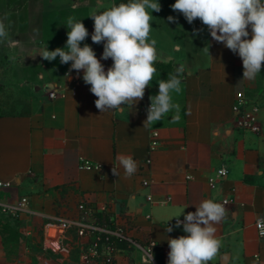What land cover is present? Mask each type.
I'll list each match as a JSON object with an SVG mask.
<instances>
[{
  "label": "crops",
  "instance_id": "1",
  "mask_svg": "<svg viewBox=\"0 0 264 264\" xmlns=\"http://www.w3.org/2000/svg\"><path fill=\"white\" fill-rule=\"evenodd\" d=\"M127 2L102 0L98 8L97 0H65L66 21L73 16L88 30L81 47L87 43L100 59L103 43L92 42L94 21L88 16ZM158 2L161 11L152 12L150 33L157 41L156 73L132 109L101 113L91 86L82 79L83 70H71V62L58 73L42 70L50 65L38 57L20 63L18 50L4 47L5 89L20 102L13 105L5 92L4 104L0 100V182L13 183L0 189V264H82L89 239L79 238L75 228L67 232L60 253L41 246L46 225L59 219L77 221L81 202L113 220L129 217L134 240L141 247L153 244V264H167L168 238L187 235L182 224L176 227L177 218L183 221L182 213L195 212L202 200L221 203L224 198L233 203L225 206L227 215L217 226L221 247L209 264H264V239L255 227L258 218L264 219V138L238 130L232 110L237 94L244 93L260 105L264 127V67L255 80L242 79L238 54L214 41L199 19L189 24L173 11L175 0ZM54 13H38L27 26L14 22L23 18L19 12L4 11V17L11 37L32 42L35 28L34 42H52L57 34ZM169 16L176 22H169ZM248 31L250 39V27ZM101 63L107 71L113 62L109 58ZM181 67L180 91L170 93L176 107L159 121L145 122L158 81L177 75ZM50 92L57 98L50 100ZM153 133L158 134V146L150 151ZM118 154L137 161L135 174H124ZM82 161L101 169H82ZM114 166L119 176L113 175ZM220 168L228 175L211 188L210 180ZM22 198L29 200L25 210L18 208ZM166 226L173 231L166 232ZM145 254L134 247L119 253L117 261L143 264Z\"/></svg>",
  "mask_w": 264,
  "mask_h": 264
},
{
  "label": "clouds",
  "instance_id": "2",
  "mask_svg": "<svg viewBox=\"0 0 264 264\" xmlns=\"http://www.w3.org/2000/svg\"><path fill=\"white\" fill-rule=\"evenodd\" d=\"M97 7H103L97 0ZM175 12L181 13L189 24L199 19L205 25L212 39L222 43L242 60L244 80H255L264 67V0H175L171 5ZM151 10V11H149ZM161 11L158 0H128L127 3L112 5L102 11H93L88 17L94 21L91 40L94 44L103 43V53L97 58L93 48L85 43L89 33L82 20L69 16L66 22L67 41L64 48L49 50L46 45L28 47L24 41L10 35L7 17L0 18V44L18 50L20 63L26 57L35 59L37 55L49 62L60 58L61 64L71 62V70L79 73L83 70V81L90 85L91 93L97 97L95 107L101 112L109 110L123 111L132 107L145 95L156 69L157 59L155 39H150L152 31V12ZM169 22L176 18L169 16ZM251 28L249 39L248 28ZM201 30L194 29V33ZM38 29L32 30L30 39L34 43ZM179 45H177V50ZM209 53V47L203 48ZM16 56L12 59L16 60ZM112 60V66L105 71L102 60ZM177 70L168 80L158 81V93L149 97L145 122L159 121L176 107L170 93L179 92L181 80ZM116 160L126 176H132L138 170L137 161L130 155L118 154ZM112 173L119 176L114 166ZM226 203L213 199L202 200L195 205V212L184 214L183 221L177 218L176 227L182 224L187 235L168 238L167 264H209L221 247L217 236L218 225L227 215ZM181 214V215H182ZM180 215V216H181ZM179 216V217H180ZM264 228V219L257 221ZM166 232H172L166 226ZM153 253L145 254L143 264H153Z\"/></svg>",
  "mask_w": 264,
  "mask_h": 264
},
{
  "label": "built area",
  "instance_id": "3",
  "mask_svg": "<svg viewBox=\"0 0 264 264\" xmlns=\"http://www.w3.org/2000/svg\"><path fill=\"white\" fill-rule=\"evenodd\" d=\"M50 100L57 98L55 92L48 94ZM236 127L243 132H250L264 138V127L259 122L260 105L249 100L244 93H239L236 96L235 103L232 107ZM157 133H153L150 141V151H154L157 146ZM149 166L151 159L146 161ZM80 168L86 170L101 169V166H93L88 162L82 161ZM228 175L226 168H220L215 172V177L210 180L211 188H215L217 182L224 180ZM147 184V183H145ZM13 186L12 182H0V189H8ZM232 192H235L233 189ZM28 198H22L18 208L25 210L28 205ZM221 203H226L225 206L233 203L232 200L224 198ZM79 218L73 222L70 220L59 219L56 223H49L44 230V238L41 246L44 251L51 253H60L63 250L64 241L66 240L67 232L75 228L79 238H88L89 243L84 247L82 253V264H118L117 255L121 252H127L134 247L143 248L145 253L151 250L149 247H141L131 236L130 232L133 229L132 220L129 217H123L121 220H113L111 226H99L94 223L96 215L99 211L90 207L86 202H81L78 205ZM100 212H106L102 209ZM255 227L261 239H264V228L259 227L257 221ZM123 246V247H122Z\"/></svg>",
  "mask_w": 264,
  "mask_h": 264
},
{
  "label": "rangeland",
  "instance_id": "4",
  "mask_svg": "<svg viewBox=\"0 0 264 264\" xmlns=\"http://www.w3.org/2000/svg\"><path fill=\"white\" fill-rule=\"evenodd\" d=\"M57 1V6H54L52 4V1L50 0H0V18H4V11H16L23 16V18L17 20L15 19V23H21L25 26L30 25L31 23H34L36 15L39 13L41 15H44L48 13L50 10L51 12L55 11L56 19L55 23L57 25V34L54 36L55 40L48 41L47 39H38L36 42H30L29 40H24V42L27 44L28 47H39L47 44L48 49L55 50L56 48H64L65 44L63 42V38L65 35V32H67L66 28V19H65V0H54ZM81 6V5H80ZM14 38V37H13ZM17 37H15L16 39ZM7 46L5 44H0V100L2 104H4V92L7 96V99L9 102H11L13 105L17 104V102H20L18 98H16L14 95L8 93L5 89L6 85L4 83V72H5V66L7 65L8 56L4 54V47ZM41 61H44L47 65H50V67L41 68L52 71L54 73H58L59 71L64 69V64L60 63V58L57 57L54 61H47L44 60L42 57L37 55ZM30 58V57H26ZM39 68V67H38Z\"/></svg>",
  "mask_w": 264,
  "mask_h": 264
},
{
  "label": "trees",
  "instance_id": "5",
  "mask_svg": "<svg viewBox=\"0 0 264 264\" xmlns=\"http://www.w3.org/2000/svg\"><path fill=\"white\" fill-rule=\"evenodd\" d=\"M99 226H111L113 224V219L110 216H104V214H98L94 222Z\"/></svg>",
  "mask_w": 264,
  "mask_h": 264
}]
</instances>
